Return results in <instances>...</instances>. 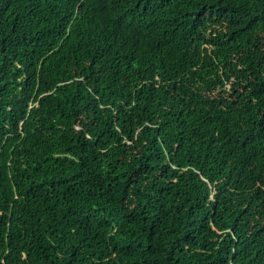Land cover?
I'll list each match as a JSON object with an SVG mask.
<instances>
[{
    "label": "trees",
    "instance_id": "obj_1",
    "mask_svg": "<svg viewBox=\"0 0 264 264\" xmlns=\"http://www.w3.org/2000/svg\"><path fill=\"white\" fill-rule=\"evenodd\" d=\"M0 264H264V0H0Z\"/></svg>",
    "mask_w": 264,
    "mask_h": 264
},
{
    "label": "clouds",
    "instance_id": "obj_2",
    "mask_svg": "<svg viewBox=\"0 0 264 264\" xmlns=\"http://www.w3.org/2000/svg\"><path fill=\"white\" fill-rule=\"evenodd\" d=\"M168 35H170V34H168Z\"/></svg>",
    "mask_w": 264,
    "mask_h": 264
}]
</instances>
